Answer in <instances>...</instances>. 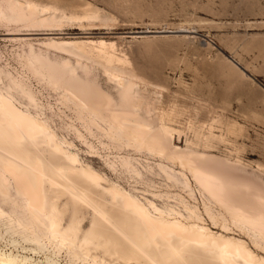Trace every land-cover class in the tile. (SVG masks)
<instances>
[{"label": "bare ground", "instance_id": "1", "mask_svg": "<svg viewBox=\"0 0 264 264\" xmlns=\"http://www.w3.org/2000/svg\"><path fill=\"white\" fill-rule=\"evenodd\" d=\"M99 18L96 13L74 18L47 0H0L4 36L21 45L25 67L33 78L62 92L65 106L78 114L87 133L104 131L105 137L122 147L146 150L162 162L178 163L181 171L162 162L158 168L191 192L189 173L231 221L254 233L253 242L260 247L264 244L263 179L229 159L189 145L175 146L174 129L161 122L158 125L154 116L147 115L152 104L135 82L143 80L124 56L115 53V43L89 41L83 45L102 54V66L117 78L116 97L102 89L88 66L78 63L75 68L69 60L58 61L51 54L50 47H56L82 58L78 43L50 31L68 20ZM152 33L156 32H145ZM36 42L47 49L36 47ZM5 74L0 66V82ZM5 77L12 83L9 89L19 91L29 106L18 102L0 83V230L4 231L0 240L6 235L10 238L4 248L0 246V264H57L48 255L55 254L51 244L54 251L83 264H264V255L256 254L246 241L187 222L181 214L166 216L155 202L144 203L95 170L40 111L44 105L31 78L12 73ZM220 138L211 131L204 149ZM119 158L123 167L134 169L130 156ZM226 225L221 227L225 231ZM18 237L26 243L22 250L29 254L17 251Z\"/></svg>", "mask_w": 264, "mask_h": 264}, {"label": "rangeland", "instance_id": "2", "mask_svg": "<svg viewBox=\"0 0 264 264\" xmlns=\"http://www.w3.org/2000/svg\"><path fill=\"white\" fill-rule=\"evenodd\" d=\"M47 1L60 5L74 18L92 13L100 16L95 21L68 20L63 27L50 31L61 34L58 37L65 41L78 43V52L83 55L79 58L50 47L48 50L58 61L69 60L75 68L78 63L88 66L102 89L116 97L117 78L102 66V54L92 46L83 45L89 41L115 43V53L124 56L129 68L143 80L135 82H139L136 85L144 92L149 106L154 105L147 115L154 116L158 125L167 124L174 129L175 146L189 145L200 152L229 159L264 180V0ZM147 31L156 33L145 34ZM6 32L0 26V66L6 73L0 82L2 87L28 107L29 102L19 91L9 89L12 83L5 76L12 73L16 77H30L39 102L44 105L40 111L50 118V125L58 135L74 144L83 161L144 203L155 202L166 216L181 214L187 222L242 239L256 254L264 255V244L258 247L253 242L254 233L231 221V216L189 173L191 192L180 182L166 177L159 169L158 164L162 162L159 157L146 150L137 152L133 147H122L105 137L104 131L96 135L87 133L78 114L67 108L62 92L33 78L25 67L21 45L4 36ZM36 47L47 49L39 42ZM32 112L38 110L32 109ZM211 131L221 138L204 149ZM127 155L134 161V169L121 164L119 157ZM162 163L181 171L178 163ZM212 217L217 225L213 224ZM223 224H227V231L221 228ZM0 232L4 234L3 230ZM8 240L6 235L0 240V246L4 248ZM17 241L20 243L15 245L17 251L29 254L21 248L26 243L20 237ZM50 246L56 255H48L57 264H83Z\"/></svg>", "mask_w": 264, "mask_h": 264}, {"label": "water", "instance_id": "3", "mask_svg": "<svg viewBox=\"0 0 264 264\" xmlns=\"http://www.w3.org/2000/svg\"><path fill=\"white\" fill-rule=\"evenodd\" d=\"M227 58L230 59L231 61H233L241 70H243V71L246 72V70L244 69V67H242L237 61H235L232 56L227 55Z\"/></svg>", "mask_w": 264, "mask_h": 264}]
</instances>
